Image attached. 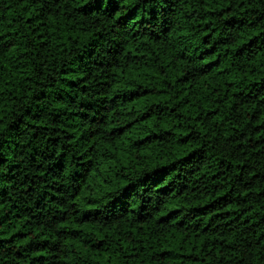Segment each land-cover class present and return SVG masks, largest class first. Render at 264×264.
<instances>
[{"label": "trees", "instance_id": "trees-1", "mask_svg": "<svg viewBox=\"0 0 264 264\" xmlns=\"http://www.w3.org/2000/svg\"><path fill=\"white\" fill-rule=\"evenodd\" d=\"M0 264H264V0H0Z\"/></svg>", "mask_w": 264, "mask_h": 264}]
</instances>
